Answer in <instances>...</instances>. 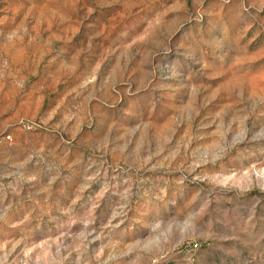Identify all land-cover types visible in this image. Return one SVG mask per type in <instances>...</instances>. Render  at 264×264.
<instances>
[{
	"label": "rangeland",
	"instance_id": "rangeland-1",
	"mask_svg": "<svg viewBox=\"0 0 264 264\" xmlns=\"http://www.w3.org/2000/svg\"><path fill=\"white\" fill-rule=\"evenodd\" d=\"M0 264H264V0H0Z\"/></svg>",
	"mask_w": 264,
	"mask_h": 264
}]
</instances>
